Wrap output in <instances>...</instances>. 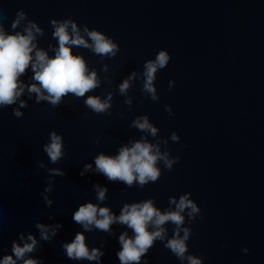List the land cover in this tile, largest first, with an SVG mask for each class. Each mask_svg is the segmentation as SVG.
Listing matches in <instances>:
<instances>
[{
  "label": "water",
  "instance_id": "1",
  "mask_svg": "<svg viewBox=\"0 0 264 264\" xmlns=\"http://www.w3.org/2000/svg\"><path fill=\"white\" fill-rule=\"evenodd\" d=\"M21 12L25 19L13 28ZM53 20L56 26L71 20L89 45L93 42L84 29L98 31L118 50L102 55L66 45L99 82L84 97L69 93L57 106L37 102V94L28 90L32 84L39 87L29 65L19 77L21 96L0 106V260L11 254L13 242L31 243V235L37 248L25 259L97 264L69 260L62 250L81 232L89 251L103 245L102 264H119L118 238L124 233L134 238L133 230L117 222L108 233L94 226L84 232L72 219L80 205L107 207L118 217L125 205L152 200L164 213L176 210L171 198L178 203L181 195L191 193L201 211L194 219L187 209L181 213V227L192 230L186 255H195L202 264H264V0H0V26L6 35H26L30 23L40 29H32L33 62L36 50L55 58L59 42ZM68 33L73 35L71 25ZM161 50L171 60L155 74L154 101L144 90V65ZM125 80L129 87L122 93ZM90 96L110 107L94 112L85 103ZM145 117L157 129L155 136L136 126ZM52 132L62 142L56 163L44 151ZM137 142L158 146L161 154L167 152L170 160L179 157V162L169 171L158 161V180L143 187L137 180L130 187L111 182L96 171L99 155L114 158ZM86 164L92 169L81 176ZM53 169L65 175H54ZM96 185L107 188L103 201ZM37 223L63 227L44 242ZM162 227L164 239L154 241L141 264H181L165 248L176 226L166 222Z\"/></svg>",
  "mask_w": 264,
  "mask_h": 264
},
{
  "label": "clouds",
  "instance_id": "2",
  "mask_svg": "<svg viewBox=\"0 0 264 264\" xmlns=\"http://www.w3.org/2000/svg\"><path fill=\"white\" fill-rule=\"evenodd\" d=\"M25 19L24 13H18V18L12 24L13 28L19 25L20 21ZM55 26L54 36L58 38L59 48L56 51L55 58L49 59L47 53L36 50L33 62L32 53L36 48L32 41L35 39L32 29L35 28L39 33L40 29L34 23L24 31L26 35L16 33L15 35H6L3 27L0 26V106L12 105L16 99L23 93V87L20 85L19 77L25 73V70L31 65L32 71L35 73L33 79L39 84H32L28 89L31 93L37 94V102L40 100H48L53 106H57L61 102V98L69 93L76 97H84L85 94L96 87L98 81L95 72L86 74V66L84 60L80 56H73L70 47L66 45L83 46L85 48H92L96 54H110L115 55L118 50L117 44L113 43L106 36L98 31H84L93 42L89 45L87 41L79 34L76 24L71 20L64 21L58 26L55 20L52 21ZM69 25H71L73 35L68 33ZM171 56L165 50L158 52L154 60L146 62L144 90L151 94V98L155 101L156 89L153 87V80L158 70H162L169 64ZM134 75V74H133ZM174 81L169 82V90H171ZM129 87L128 81L120 86V91L123 93ZM46 92L47 95L43 93ZM86 105L94 112L101 113L110 107L109 103L101 102L99 97L90 96L85 101ZM23 107V102L21 103ZM169 115H173L171 108L166 106L165 109ZM14 115L19 117L21 113L15 111ZM136 126L141 130H148L153 136L156 135L157 129L149 124L148 119L143 118V123L136 122ZM179 137L176 133L172 134V140L177 141ZM51 142L44 146V151L50 158L52 163H56L62 157V142L61 137L55 132L50 134ZM158 161H163L165 167L171 171L172 165L179 162V157L168 159V153H160L159 147L147 142H137L133 147H124L120 149L119 155L116 157L99 155L95 159L96 171L102 173L111 182H123L129 187L132 186L133 181L137 180L141 187L148 181L156 182L160 176V170L156 167ZM39 167H43L41 163ZM92 169L91 164H86L84 170L80 173L81 176L85 172ZM54 175H65L58 169L51 170ZM98 191V200L105 199L107 188L101 189L99 185L95 186ZM50 189H45L49 191ZM43 196V193H41ZM191 193L181 195L179 202L175 198L170 199L171 204H175L176 210L166 211L161 213L158 209L153 207L152 200L144 203H136L132 205H125L121 214L116 217L111 214L107 207H98L93 203L82 204L72 214L73 221L81 225L84 232L95 229L108 233L111 231L110 226L114 223L127 225L128 228L134 232V238H127V233L119 236V251L116 252L119 264H141L142 257L154 247V241L157 239L163 240L165 229L162 227L166 222H171L176 227L174 228L173 238L169 239L165 244V248L184 264H202V260L196 258L195 255L187 254L189 252L186 241L192 230L188 227H181L184 224L185 217L181 215L187 209V216L189 219H194V214L199 213L201 209L197 204L190 199ZM46 206L51 205V201L44 197ZM51 219V217H49ZM203 217L201 216V219ZM158 229L149 231V227ZM35 227L39 230L40 240L44 242H51L59 230L63 227L61 224H54L46 226L42 223H37ZM51 232V236H49ZM181 232L183 235L181 236ZM23 240V235L20 237ZM28 239L31 243H24L23 246L13 242L11 247V254L5 255L0 264H17V261H22L23 264H43L40 258L25 259L27 254L33 253L37 248V240L33 236ZM103 245H101V248ZM101 248H89L85 243V236L81 232L75 234V238L71 243L62 244V250L66 257L72 261H97V264H102V257L104 252ZM245 253L248 249H243ZM15 257V259L13 258ZM146 264V262H145Z\"/></svg>",
  "mask_w": 264,
  "mask_h": 264
}]
</instances>
